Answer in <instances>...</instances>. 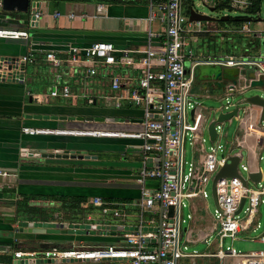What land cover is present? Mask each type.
Instances as JSON below:
<instances>
[{
    "label": "crops",
    "instance_id": "obj_1",
    "mask_svg": "<svg viewBox=\"0 0 264 264\" xmlns=\"http://www.w3.org/2000/svg\"><path fill=\"white\" fill-rule=\"evenodd\" d=\"M1 1L0 27L25 29L29 38L0 37V58L18 57L31 50L34 60L23 65L20 74L22 81L0 80V167L17 169L9 171L16 174L15 178L0 177V228L9 224L14 232L12 236L0 235V245L8 244L5 243L8 239L11 243L17 238L21 248H29L27 243L35 244L29 249L62 246L67 244L66 241L56 240L70 237L71 234L58 233L56 236L16 232V221L27 220L15 218L16 205L31 203L48 206L51 214L46 220L52 219L54 213H60L68 220L77 216V209L83 207L81 203L91 196L117 201L138 199L140 186L135 182V175L141 167L142 142L86 133L28 135L22 132V128L140 131L143 110L125 99L128 89L137 85L138 75L128 62L136 61L149 43L154 47L160 44L166 21L162 20L163 15L156 7L151 8L149 0H30L33 5L30 4L26 13L4 11ZM100 3L103 8L98 11L97 5ZM33 6L42 14L31 23ZM55 12L59 15L54 16ZM221 21L227 23V19ZM257 21V27L253 30L250 28V32L241 29L242 25L247 24L232 22L227 27L221 26L222 31H226L222 33H228L222 41L227 48H219L222 52L207 54L208 57L203 59L264 57V19L258 18ZM204 27V31L214 33L213 37L217 32L221 33L220 27L211 29L209 22ZM149 32L154 33L150 38ZM249 33L252 34L249 40L253 45H258V52H254L252 46L248 47L252 49L250 51L244 49L242 37ZM97 40H107L115 46V63L104 64L96 58L71 59L69 46L84 47ZM235 46H239L240 50ZM50 51L60 59L58 64L45 58ZM91 67L95 72L89 75ZM241 67L254 72L256 80L260 79L253 66ZM112 75L121 77L119 90H112L110 86ZM54 84L68 85L73 97L47 96ZM35 95H45L47 98L36 100ZM88 99H92V102H88ZM259 110L250 106L241 118V132L237 138L240 147L258 151L254 137L246 136L243 130L246 123L256 124ZM28 144L38 149L51 148L54 155L21 156V148ZM57 150L62 151L60 155H57ZM64 153L68 156H64ZM251 169L256 170L255 167ZM156 186V180L146 182L148 188ZM23 195L30 198L23 199ZM185 230L184 227L183 234ZM251 230L257 229L241 231L250 241L260 235L248 237ZM203 235L200 232V236ZM252 242L262 244L256 240ZM4 255H10V259L0 258V261L18 263L12 254L0 253V256Z\"/></svg>",
    "mask_w": 264,
    "mask_h": 264
},
{
    "label": "built area",
    "instance_id": "obj_2",
    "mask_svg": "<svg viewBox=\"0 0 264 264\" xmlns=\"http://www.w3.org/2000/svg\"><path fill=\"white\" fill-rule=\"evenodd\" d=\"M226 1L234 8H245L250 4V0ZM149 2L151 8L156 7L162 13L166 27L157 47L149 43L136 61L128 62L137 70L138 75L137 85L130 87L125 95L129 103L143 110L142 129L135 132L103 131L114 135H99L141 140V167L135 175V182L140 186L139 198L117 201L91 196L81 203L82 208L91 210L85 215L78 213L76 217L66 220V217L60 213H54L50 220H17L15 223L17 229L21 222L41 226L65 224L66 228L73 229V234L85 236L86 239L80 238L76 242L62 246L25 249L19 247V239L14 238L11 243L0 245V253L12 254L13 258L22 262L0 261V264H178L180 259L191 257H214L218 260V264H264V247L248 252H239L233 247L222 248V238L225 235L234 237L249 228L261 227L260 218L264 216V184H261L263 173L256 183H253L248 176L244 177L245 187L236 176L223 177L216 181L215 218L218 219L220 226L218 231L220 247L216 251L189 252L186 244L182 243L185 221L182 215L183 198L189 200L190 207L198 208L201 198L207 197L204 190L206 182L223 163L228 161L230 155L217 158L216 149L205 151L203 148L205 114L197 105L192 104L189 95L195 80L193 69L198 64H219L225 67L253 66L256 75L264 79V57L200 58L195 54L191 42L193 35L202 31V23L190 19L189 12H185L182 7V0H149ZM33 7L31 23L42 14L36 6ZM102 8V3L97 5L98 11ZM58 15V12L54 13V16ZM241 29L250 32L247 25H242ZM148 35L150 38L154 33L149 32ZM0 37L28 39L29 33L25 29L0 27ZM68 51L73 61L96 58L104 64H113L117 49L110 41L97 40L84 47L69 46ZM33 56V51L28 50L18 57L0 58V80L5 79L8 74L19 71L25 63L33 62ZM45 58L54 64L60 61L52 51L47 52ZM187 60L188 65H186ZM186 69H189V72H186ZM94 72L95 69L92 67L88 70L89 75ZM110 86L112 90H119L121 77L112 75ZM58 95L64 98L73 97L68 85L54 84L47 96ZM47 96L35 95L34 98L41 100ZM88 102L91 103L92 99H88ZM191 109H194L192 114ZM62 131L76 130L28 126L22 128V132L28 135L58 134ZM243 131L246 136L255 139L258 151L254 158L259 164L263 159L264 119L258 124L246 123ZM82 132L92 134L93 131ZM187 139L193 146V161L189 162L185 169L184 144ZM243 168L248 173L252 171L249 167L243 166ZM15 175L0 170V177L3 179L15 178ZM148 180H156L157 186L146 187ZM250 182L252 185L249 184ZM244 192L246 198L241 210L237 214H231L238 208ZM170 207H172L171 213ZM240 213H244L242 218ZM186 218L191 220L193 216L188 213ZM104 240L109 242L103 244L95 242ZM251 240L259 241L264 245V228L257 238ZM206 241L205 237L204 242Z\"/></svg>",
    "mask_w": 264,
    "mask_h": 264
},
{
    "label": "rangeland",
    "instance_id": "obj_3",
    "mask_svg": "<svg viewBox=\"0 0 264 264\" xmlns=\"http://www.w3.org/2000/svg\"><path fill=\"white\" fill-rule=\"evenodd\" d=\"M221 0H182V7L184 10L193 9L196 12L202 13L212 18V20L201 21L202 23V33H195L192 37L191 45L194 48V52L197 56L201 58H207V54H213L214 52H222L219 48H225L226 45L222 43L223 36L228 33L225 30L222 31L223 25H230L231 23H225L220 20L222 16H229L230 18H246L250 17L252 20L244 21L243 24H247L249 28L252 30L257 27L258 18L264 19V0H262L261 7L258 12L248 14L243 10L231 9L226 5L223 7H218L216 9L210 10L211 7L214 6L216 2ZM226 1V0H222ZM211 23V29L215 27L221 28V33L217 32L213 37V34L208 33V31H204L205 23ZM249 22V23H248ZM225 23V24H224ZM227 27V26H226ZM210 34V37H209ZM252 34L245 35L243 38V43L245 44L244 49L246 51H250L252 49H248V47H253L254 52H258L257 44L253 45L252 41L249 40V37ZM229 46L230 44L227 43ZM227 48V47H226ZM231 48V47H229ZM235 48L239 51V46H235ZM234 48V49H235ZM235 49V50H236ZM227 50V49H226ZM189 64V61H186V65ZM249 68V67H247ZM247 84L246 81L239 80L237 87H243ZM260 94L264 96V85L257 87H248L242 88L241 91H235L233 93H227L225 89H209L204 90L199 85H192L190 90V99L193 105H197L201 111L208 116L207 122L204 123L203 127V148L205 151H210L216 149L217 158H221L222 156H227L228 154H238L241 156L239 161L238 169L241 175L247 177L248 171L243 168L249 167L257 169L258 166L261 169V172L264 174V150L262 151L263 159L260 161L259 165L255 160L254 156L257 153L256 150L248 149L247 147H240L237 145V138L240 135V120L244 116V108H242L239 112V115L236 117H232L231 119L219 123L217 125L218 136L215 140L211 141L207 132V124L210 120L216 117L220 111H228L233 108V104L237 102V100L241 97L252 95V94ZM225 105L229 107L227 109L224 108ZM248 107V105H242ZM190 118V117H189ZM256 120V116L254 117ZM258 124V122H256ZM184 160L186 161L185 169H187L188 163L193 161V146L189 143V139L185 141L184 144ZM255 163V166H254ZM211 180L212 177L208 179L204 186V190L207 193V197L204 199L201 198L200 205L198 208H192L189 205V200L183 198L184 207L182 208V215L185 218L183 223L186 230L184 231L182 243H185L187 246V250L189 252L195 251L197 253H209L214 252L220 247V236L218 231L220 229L219 221L215 218V210L216 207L213 203V199L211 196ZM252 185V183H249ZM261 184H264V176L261 180ZM264 206V205H263ZM75 210V207H72ZM77 211L82 214H87L91 212L88 208H78ZM192 214L193 219L188 220L186 218V214ZM15 218L19 219H41L46 220L50 218L51 208L43 205H35L31 203L27 204H18L14 209ZM75 214V213H74ZM244 216V213H240V218ZM10 222L9 220H7ZM261 227L257 230L250 231L248 237L256 236L261 233L264 228V216L261 217ZM5 227L0 228V235L12 236L14 232H12L9 224H4ZM200 232L204 235L200 236ZM51 235V234H48ZM57 236V234H55ZM49 238H54L55 236H48ZM206 237L207 241L203 242V238ZM80 238L86 239L85 236L71 234V237H63L56 240L57 242L66 241L67 244H71L72 242L78 241ZM88 243H93V241L85 240ZM216 241L214 244L213 242ZM96 243L101 242L99 244L107 243L108 240L104 241H95ZM29 248L33 247L35 244L27 243ZM233 247L236 251L239 252H248L251 250H259L264 247L263 244L255 243L250 241L242 232L237 233L234 237L231 235H225L222 238V248L229 249ZM26 248V247H23ZM178 264H218L216 258L212 257H191V258H182L179 260Z\"/></svg>",
    "mask_w": 264,
    "mask_h": 264
},
{
    "label": "water",
    "instance_id": "obj_4",
    "mask_svg": "<svg viewBox=\"0 0 264 264\" xmlns=\"http://www.w3.org/2000/svg\"><path fill=\"white\" fill-rule=\"evenodd\" d=\"M33 5V3H30V0H2L1 1V7L4 11H18V12H27L29 9V6ZM214 8L211 7L210 10H213ZM33 11V9H31ZM190 19L192 21H208L212 20L211 17L204 15L202 13L196 12L193 9L189 10ZM227 19V16H222L220 20ZM249 21V19L247 20ZM262 45V44H261ZM258 46V45H257ZM11 58V57H10ZM23 70V66L19 71H16L13 74H8L5 79L8 80H19L22 81L23 77L21 72ZM186 72H189V69H186ZM193 73L195 78L202 82V84H205L207 87V90L209 89H225L227 93H233L235 91H241L242 88H248V87H257V86H263L264 85V79H255L254 72H248L244 67L234 66V67H225L221 66L219 64H198L194 69ZM243 77V78H241ZM250 78L252 79L250 81ZM239 80L246 81L247 84L243 87L238 88V82ZM227 82V83H226ZM226 83V84H225ZM248 105L246 106L242 105ZM250 106H255L259 108V119L258 122L260 123L264 119V96L260 94H252L248 96L241 97L237 100L235 104H233V108L228 111H220L219 114L214 117L212 120H210L207 124V132L209 139L213 141L215 137L218 135L216 126L219 125V123H223L232 117H236L239 115V112L242 108H244V113L248 110ZM229 106L225 105L224 108L227 109ZM194 109H191V114L193 113ZM208 116L205 114L204 121L207 122ZM31 144V143H30ZM28 144V146H24L20 150L21 156H53L52 149H38L37 147H31V145ZM47 150H50V152H47ZM61 150H57V155L61 154ZM64 156H68L67 153H64ZM241 159V156L238 154H230L228 157V161L223 163L221 167L214 173L212 180H211V196L213 199V203L215 207L217 208V201H216V193H215V184L216 181L223 177H238L242 185L246 186V179L243 175L239 174L238 172V163ZM259 165V164H258ZM0 170L3 171H16V168L11 167H0ZM261 169L258 166L256 170H252L248 173L249 179L256 183L261 178ZM246 193L244 192L241 196L239 206L238 208L233 211L231 214H237L245 201ZM172 207H170V213H171ZM20 232H29L33 234H58V233H68L73 234V229L66 228L65 224H50V225H33L28 222H21L20 227L17 229ZM18 263L22 262L21 260L17 261Z\"/></svg>",
    "mask_w": 264,
    "mask_h": 264
},
{
    "label": "trees",
    "instance_id": "obj_5",
    "mask_svg": "<svg viewBox=\"0 0 264 264\" xmlns=\"http://www.w3.org/2000/svg\"><path fill=\"white\" fill-rule=\"evenodd\" d=\"M261 3H262V0H250V4L245 7V8H234V7H231L229 2L228 1H219V2H216L213 6L214 9L218 8V7H223V6H227V7H230L231 9H238V10H243L245 11L246 13L248 14H251V13H255V12H258V10L260 9L261 7ZM190 9H186L184 10L185 12H189ZM252 20L250 17H246V18H230L229 16H227V21L226 22H229V23H238V24H243L244 21H247V20ZM260 19V18H259ZM12 190V189H9V191ZM11 193V192H9ZM13 194V191L12 193ZM13 196V195H12ZM30 196H24L23 195V199H29ZM70 206H74V205H70ZM41 235V234H40ZM70 236V235H68ZM67 237V236H66ZM71 237V236H70ZM10 240L8 239L7 242L5 243H9ZM1 260L2 259H10V255L9 256H0Z\"/></svg>",
    "mask_w": 264,
    "mask_h": 264
},
{
    "label": "bare ground",
    "instance_id": "obj_6",
    "mask_svg": "<svg viewBox=\"0 0 264 264\" xmlns=\"http://www.w3.org/2000/svg\"><path fill=\"white\" fill-rule=\"evenodd\" d=\"M102 132H103V131H102ZM58 133H69V134H70V133H85V132H82V131H81V132H79V131L63 132V131H62V132H58ZM97 133H99V132H94V131L92 132V134H95V135H114V134H111V133H109V132H103V133L100 132L99 134H97ZM88 134H91V132H88ZM214 243H215V241L213 242V244H214Z\"/></svg>",
    "mask_w": 264,
    "mask_h": 264
},
{
    "label": "flooded vegetation",
    "instance_id": "obj_7",
    "mask_svg": "<svg viewBox=\"0 0 264 264\" xmlns=\"http://www.w3.org/2000/svg\"><path fill=\"white\" fill-rule=\"evenodd\" d=\"M226 83H227V82H226ZM226 83H225V84H226ZM194 84H195V85H198V86L200 85L202 89L207 90L206 85H205V84H202V82H199L196 78H195V80L193 81V85H194Z\"/></svg>",
    "mask_w": 264,
    "mask_h": 264
}]
</instances>
